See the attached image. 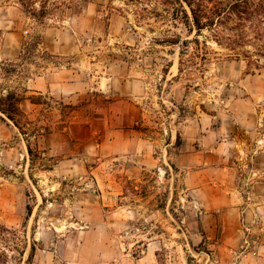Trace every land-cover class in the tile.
<instances>
[{
	"label": "rangeland",
	"instance_id": "obj_1",
	"mask_svg": "<svg viewBox=\"0 0 264 264\" xmlns=\"http://www.w3.org/2000/svg\"><path fill=\"white\" fill-rule=\"evenodd\" d=\"M183 9L0 0V264H264V58Z\"/></svg>",
	"mask_w": 264,
	"mask_h": 264
},
{
	"label": "trees",
	"instance_id": "obj_2",
	"mask_svg": "<svg viewBox=\"0 0 264 264\" xmlns=\"http://www.w3.org/2000/svg\"><path fill=\"white\" fill-rule=\"evenodd\" d=\"M185 5L196 35L202 31L212 34L218 45L236 52L251 45L264 58V0H176ZM182 7V6H181ZM0 113L14 125L23 121L20 98L12 92L0 93Z\"/></svg>",
	"mask_w": 264,
	"mask_h": 264
},
{
	"label": "crops",
	"instance_id": "obj_3",
	"mask_svg": "<svg viewBox=\"0 0 264 264\" xmlns=\"http://www.w3.org/2000/svg\"><path fill=\"white\" fill-rule=\"evenodd\" d=\"M48 85H49V84H48ZM49 86H52V85H49ZM65 87H66V84H61V85H60L61 90H64Z\"/></svg>",
	"mask_w": 264,
	"mask_h": 264
}]
</instances>
